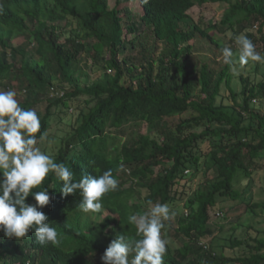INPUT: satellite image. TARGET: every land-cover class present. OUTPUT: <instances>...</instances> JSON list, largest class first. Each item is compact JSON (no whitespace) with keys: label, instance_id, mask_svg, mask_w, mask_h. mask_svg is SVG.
<instances>
[{"label":"trees","instance_id":"trees-1","mask_svg":"<svg viewBox=\"0 0 264 264\" xmlns=\"http://www.w3.org/2000/svg\"><path fill=\"white\" fill-rule=\"evenodd\" d=\"M209 2L226 8L219 23L204 26L190 12ZM218 29L246 34L264 53V0H117L113 8L109 0H0V90L17 84L20 106L35 110L47 133L57 109L74 100L93 104L81 110V123L62 137L54 159L76 180L108 169L119 180L95 222L97 213L80 211L79 194L63 196V183L50 174L41 187H51V199L41 210L60 243L41 246L32 231L19 240L0 231V264H102L117 234L136 238L130 214L146 210L148 201L171 206L182 195L185 214L177 224L164 221V238L179 243L167 245L164 264H264V239L231 238L234 248L249 249L235 257L206 243L211 211L241 199L237 178L252 176L264 152V113L251 106L264 99V77L242 79L237 93L232 66L218 69L217 57L193 51L191 42L200 39L212 45L209 52H221ZM18 38L25 41L13 45ZM224 89L233 106L219 102ZM43 102L45 113L36 110ZM206 168L212 177L191 194ZM26 203L36 202L30 195Z\"/></svg>","mask_w":264,"mask_h":264},{"label":"clouds","instance_id":"clouds-1","mask_svg":"<svg viewBox=\"0 0 264 264\" xmlns=\"http://www.w3.org/2000/svg\"><path fill=\"white\" fill-rule=\"evenodd\" d=\"M234 42L236 52L227 46L221 49L225 65L234 67L250 61L264 64V54L246 34L236 35ZM42 142L52 143L47 132H41L37 112L22 108L15 90H0V231L16 240L32 231L39 245L54 246L60 243L58 229L41 210L51 199V187H41L46 177L52 174L63 183V196L78 193L81 199L77 208L83 213H100L103 197L118 188L119 180L111 169L76 180L65 163L41 150L38 145ZM30 195L34 205L26 203ZM174 215L167 203L148 201L146 210L127 217L136 238L117 234L101 256L102 264H164L168 245L162 235L164 221Z\"/></svg>","mask_w":264,"mask_h":264},{"label":"rangeland","instance_id":"rangeland-1","mask_svg":"<svg viewBox=\"0 0 264 264\" xmlns=\"http://www.w3.org/2000/svg\"><path fill=\"white\" fill-rule=\"evenodd\" d=\"M235 1V0H233ZM117 0H109L110 8L116 6ZM130 7L137 8L138 4L130 3ZM226 5L223 3H207L205 5H197L193 8L190 14L196 19V21L203 20L204 26H209L211 24L219 23L222 20ZM121 14V13H120ZM62 27L64 23L60 24ZM219 26V25H218ZM33 28V26H31ZM254 34H257V29H252ZM85 35L84 31L82 32ZM131 37V36H130ZM234 33L232 31L223 32L218 29L217 39L220 44L224 47H235ZM152 38H150L151 40ZM25 41V38H18L13 42V45L19 46ZM152 43V42H151ZM194 49L193 51L201 57H217L219 62L216 68L221 69L224 65L221 52L216 54L209 52L211 44L205 40L196 39L193 42ZM258 45H256L257 47ZM259 48V47H258ZM237 49V48H236ZM260 52V50L258 51ZM264 54V53H261ZM122 57V55L120 56ZM232 78V87L237 92L240 93L243 89L244 78H251L252 80H260L261 77H264V64L258 62L250 61L246 65H235L231 70ZM97 75L90 77L92 80ZM13 90L17 93V100L19 103L24 101V94L18 90L17 84L14 85ZM222 98H219V102L222 101L225 105L233 106L234 101L230 98V92L226 89L222 92ZM74 100L71 101V107L64 111L65 109H57L55 111L56 116L53 119L52 127L48 131V138L52 143L42 142L38 146L41 147L42 151L50 154L54 157L57 155V151L60 149L62 144V137L66 136L73 130L74 126H78L81 123L80 112L85 110L88 112V109L93 104L89 106L84 103V101ZM238 102L242 103V98H238ZM251 106L257 111L264 113V99H258L253 101ZM48 107V102H43L37 105L36 110L38 109L42 113H45ZM64 111V112H62ZM68 112V114H66ZM41 113V114H42ZM219 128V126H216ZM143 133L147 132L146 126L142 129ZM257 166L252 168V176L246 177L244 174H240L237 178L236 186L237 189L241 192V199L238 201L228 200L226 202H221L218 205L216 211H211V221L210 227L213 230V236L209 237V241L206 242L208 245H211L216 253L224 254L227 257H235L237 255H242L248 253V247L246 244L234 248L231 244V238H236L240 241H251V239H264V209L255 208L256 204H261L264 202V152L261 154L260 158L257 159ZM213 171H209L207 168L204 169L199 176H197L191 186H189L190 193H195L198 188L207 180V178L212 177ZM128 186L131 183L127 184ZM181 189V188H180ZM146 192H143L145 196ZM180 195V194H179ZM185 199L186 196L182 195L180 200L171 205L170 208L175 212V215L172 217L174 224L178 223L179 217L185 214ZM103 215V214H102ZM101 214L97 213L93 216L95 222H99ZM168 244H173L174 247L179 245L175 238L167 236ZM253 244V243H251Z\"/></svg>","mask_w":264,"mask_h":264}]
</instances>
